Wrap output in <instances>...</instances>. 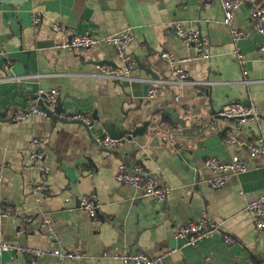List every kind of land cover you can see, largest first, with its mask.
<instances>
[{"label": "crops", "instance_id": "0c3cea01", "mask_svg": "<svg viewBox=\"0 0 264 264\" xmlns=\"http://www.w3.org/2000/svg\"><path fill=\"white\" fill-rule=\"evenodd\" d=\"M241 1L235 26L245 36L234 42L218 2L0 0V207L12 210L0 217V240L57 247L78 256L62 262L51 256L32 260L2 254L0 264H123L124 252L164 255L165 264L264 260V230L255 228L246 210L264 192V160L248 154L250 145L264 139V58L258 52L264 37L250 19L252 2ZM55 23L61 31L52 30ZM177 24L209 40V59L198 58L181 41L174 32ZM126 30L133 35V81L128 83L142 85L135 94L125 91L124 82L97 76V66L122 67L115 46L57 48L73 35L103 37ZM161 53L171 55L175 65L162 60ZM173 69L184 71L192 83H171ZM50 90L58 93V120L39 114L14 121L32 107L41 109L44 97L38 93ZM144 92L147 97L140 101ZM235 102L253 105L261 123L219 117L224 105ZM160 107L173 108L188 121L187 130L179 128L181 138L174 140L162 130L154 133L150 125L143 136L125 140L144 122L153 124L159 113L152 111ZM80 116L95 123L86 129L74 119ZM104 121L124 131L111 152L96 143L106 134ZM35 140L44 143V156L32 168L28 159ZM209 158L236 159L246 171L231 175L225 187L212 189L214 175L204 166ZM121 163L142 166L167 187L166 201L157 203L119 184L115 176ZM38 166L49 169L47 191L40 195L34 194ZM82 195L100 204L96 219L79 208ZM202 214L218 225L217 233L191 247L182 245L174 227ZM45 221L50 233L42 227ZM225 237L233 243L227 244Z\"/></svg>", "mask_w": 264, "mask_h": 264}, {"label": "built area", "instance_id": "2783aa9c", "mask_svg": "<svg viewBox=\"0 0 264 264\" xmlns=\"http://www.w3.org/2000/svg\"><path fill=\"white\" fill-rule=\"evenodd\" d=\"M213 3L218 2L221 5L223 13V24L231 31L232 39L234 42L241 40L245 36V32L239 30L235 26V16L237 11L242 5L241 0H206ZM252 2V8L250 12V19L254 24L256 31L264 37V0L256 4V0H249ZM38 19L34 20L36 24ZM52 30L55 32L61 31V27L58 24L52 25ZM175 34L181 39V41L188 47L195 50L198 58L209 59L210 56V42L207 38L201 37L199 33L186 31L180 25L174 27ZM133 40V35L129 30L121 33L106 35L103 37H97L94 35H73L69 39L63 41L57 45L58 49L63 50H83L97 47L100 45H113L118 50V57L122 63L120 69H113L107 65L97 66L98 77L111 80L115 83L122 84L123 82L133 81L130 77V72L134 67V63L131 60L129 49L130 43ZM259 54L264 58V44L258 49ZM160 58L166 61L170 66H174L176 61L171 55L161 53ZM186 59H182L180 62H185ZM174 80L171 83H192L188 79V75L180 70L173 69ZM157 84V83H156ZM158 84H166L158 82ZM42 95L43 106L52 114H54L55 107L58 102V93L56 90H50L48 93L39 92ZM154 90L149 92V95H153ZM44 114L40 107L35 106L27 110V112L20 115H16L14 121H22L30 116ZM218 115L226 119H234L239 123L246 121L254 124L261 123L262 119L259 116L256 108L251 105H245L240 102L230 103L224 105ZM73 116V115H72ZM70 118V117H69ZM72 118V117H71ZM84 123L87 128H91L95 123L90 117H74ZM118 139H113L108 135L102 138H96V143L99 147L114 151L119 144ZM44 143L39 140L34 141L33 149L30 151L28 165L35 167L43 159ZM248 154L251 158H262L264 160V139H258L257 142L249 146ZM204 166L212 172L213 179L209 182L212 189H221L225 187L231 175L236 173H243L246 171L244 165L238 160L233 159L230 161H218L213 158L206 159ZM39 183L34 188V194L40 195L47 191L46 176L49 169L46 167H39ZM116 181L119 184L130 186L140 191L143 197L152 199L157 203H164L167 199L169 189L165 186L159 185L156 178H154L148 171H146L140 165H134L132 167L127 166L125 163H121L116 176ZM78 206L90 219H96L100 213L101 206L94 200L92 196L82 195L78 198ZM246 210L255 223V228L258 231L264 230V192L259 196L247 203ZM10 206L0 207V217L9 215L11 213ZM47 222L42 224V227L46 229L48 233L51 230L47 227ZM218 225L210 221L205 214H202L197 220L191 221L186 225L176 224L174 227V237L182 241V245L191 247L195 243L208 239L217 233ZM56 239V238H55ZM227 244L233 243L231 238L225 237ZM2 254H16L23 257L30 258L32 260L39 259L45 256H51L58 258L62 262L78 258L73 253L62 251L60 248H34L21 246L17 243H8L0 240V255ZM165 256H159L155 258H148L142 253L136 252H124L120 256V260L123 264H165ZM258 264H264V260Z\"/></svg>", "mask_w": 264, "mask_h": 264}, {"label": "water", "instance_id": "95a60500", "mask_svg": "<svg viewBox=\"0 0 264 264\" xmlns=\"http://www.w3.org/2000/svg\"><path fill=\"white\" fill-rule=\"evenodd\" d=\"M122 86L124 87L126 92L131 93V94H135L134 91H136L139 87L142 88L141 83L124 82L122 84ZM146 86H147L146 88H149V85H146ZM146 91H147V89H146ZM146 97H147V95L144 92V93L139 95V98H140L139 100L141 101L143 98H146ZM40 106H41V111H43L46 116L53 119L54 121L58 120L56 118L55 114L57 113V111L60 110V105H58L55 108L54 114L50 113L44 106H42V105H40ZM161 107H162V105H161ZM152 113H154V114L159 113V118L157 119L158 121L153 120V124H150L149 122H144L140 127L136 128L134 131L129 133V135L125 138V140L130 141L133 137L143 136L144 133L146 132V129L150 125L154 129V133L160 132V130H162L163 132H167L168 136H170L174 140L179 139V138H181V136H183V133L179 132V128H181V130H183V131L187 130L188 121L185 118L183 119L182 117H179L180 116L179 112L174 110L173 108H171V109H162V108L161 109H153ZM94 115H95V113H93V117L95 119H98ZM70 116L71 115H69V117ZM221 118H224V117H221ZM167 119L169 120L168 125L165 123ZM59 120H60V122H63V123L68 122L67 119H59ZM74 122L80 123L79 121H74ZM102 126L105 128L106 134L102 135L99 138H102L105 135H108L113 139H118V140L120 139L121 140V138L124 135V131H122L121 129H118V127H116L112 122L104 121L102 123ZM86 129H88V128H86ZM123 141H124V139H123ZM102 150L109 151V150L104 149V148H102Z\"/></svg>", "mask_w": 264, "mask_h": 264}]
</instances>
